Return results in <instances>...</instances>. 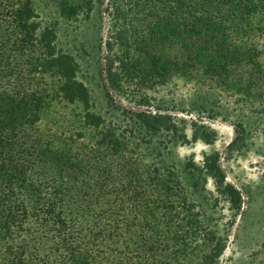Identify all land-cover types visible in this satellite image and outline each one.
Listing matches in <instances>:
<instances>
[{"label": "trees", "instance_id": "16d2710c", "mask_svg": "<svg viewBox=\"0 0 264 264\" xmlns=\"http://www.w3.org/2000/svg\"><path fill=\"white\" fill-rule=\"evenodd\" d=\"M58 8L67 19L78 9L69 0ZM148 8L140 43L150 49L116 56L106 70L112 86L189 67L221 77L258 58L252 39L264 36V0H150ZM119 32L122 47L129 45ZM159 45L176 46L179 55H160ZM52 91L79 101L88 126H101L76 62L57 48L33 0H0V264H218L222 241L200 224L195 206L176 201L183 189L176 172L126 156L124 136L112 131L101 132L94 148L75 149L39 129ZM133 121L143 134L189 142L169 115L145 111ZM212 135L195 131L192 140L209 144ZM218 159L206 158V173L240 210L242 196Z\"/></svg>", "mask_w": 264, "mask_h": 264}, {"label": "rangeland", "instance_id": "374dc122", "mask_svg": "<svg viewBox=\"0 0 264 264\" xmlns=\"http://www.w3.org/2000/svg\"><path fill=\"white\" fill-rule=\"evenodd\" d=\"M69 2L78 8L69 19L61 15L59 0H33V6L42 25L54 30L57 48L76 62L77 77L89 91L90 112L102 124L98 129L88 126L79 101L69 102L52 91L39 129L66 138L75 149L94 148L101 132L121 134L126 156L139 154L147 164L177 173L183 189L176 201L185 198L195 206L200 224L222 241L218 264H264V36L252 39L259 52L254 65H237L225 76L211 77L189 67L163 78L139 75L112 86L106 70L116 56L129 47L150 49L140 43L148 36L150 0ZM119 30L129 45L122 47ZM154 50L179 55L176 46ZM145 111L171 116L186 130L189 142L172 133L136 131L133 120ZM195 131L211 132V143L193 142ZM215 154L225 182L242 196L240 210L232 208L217 180L206 173L205 160Z\"/></svg>", "mask_w": 264, "mask_h": 264}]
</instances>
